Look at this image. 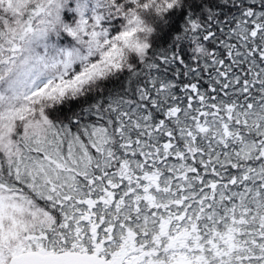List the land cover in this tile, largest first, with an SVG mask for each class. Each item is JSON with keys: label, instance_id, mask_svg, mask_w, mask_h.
<instances>
[{"label": "snow or ice", "instance_id": "1", "mask_svg": "<svg viewBox=\"0 0 264 264\" xmlns=\"http://www.w3.org/2000/svg\"><path fill=\"white\" fill-rule=\"evenodd\" d=\"M0 264H264V0H0Z\"/></svg>", "mask_w": 264, "mask_h": 264}]
</instances>
